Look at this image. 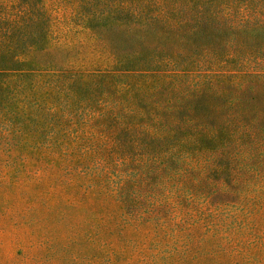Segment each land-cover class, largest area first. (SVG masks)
I'll use <instances>...</instances> for the list:
<instances>
[{
    "label": "trees",
    "instance_id": "obj_1",
    "mask_svg": "<svg viewBox=\"0 0 264 264\" xmlns=\"http://www.w3.org/2000/svg\"><path fill=\"white\" fill-rule=\"evenodd\" d=\"M0 264H264V0H0Z\"/></svg>",
    "mask_w": 264,
    "mask_h": 264
}]
</instances>
